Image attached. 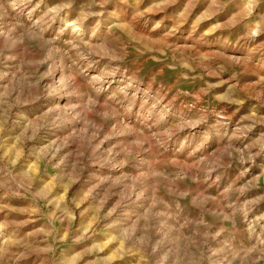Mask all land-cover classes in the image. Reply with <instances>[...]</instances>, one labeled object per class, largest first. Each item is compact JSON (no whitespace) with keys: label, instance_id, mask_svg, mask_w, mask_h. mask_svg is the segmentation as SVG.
I'll use <instances>...</instances> for the list:
<instances>
[{"label":"rangeland","instance_id":"rangeland-1","mask_svg":"<svg viewBox=\"0 0 264 264\" xmlns=\"http://www.w3.org/2000/svg\"><path fill=\"white\" fill-rule=\"evenodd\" d=\"M0 264H264V0H0Z\"/></svg>","mask_w":264,"mask_h":264}]
</instances>
